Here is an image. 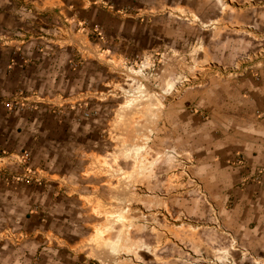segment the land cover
Segmentation results:
<instances>
[{"label": "rangeland", "instance_id": "374dc122", "mask_svg": "<svg viewBox=\"0 0 264 264\" xmlns=\"http://www.w3.org/2000/svg\"><path fill=\"white\" fill-rule=\"evenodd\" d=\"M234 2L193 0L204 13L165 6L147 17L93 0L54 6L53 44L75 78L45 106L53 127L70 132L51 152L73 150L75 161L41 168L62 170L73 189L51 200L84 205L81 250L93 264H166L210 227L216 211L194 196L202 187L195 134L217 93L264 77V36L253 26L243 35L231 16L247 6ZM43 209L31 214L42 219Z\"/></svg>", "mask_w": 264, "mask_h": 264}, {"label": "crops", "instance_id": "0c3cea01", "mask_svg": "<svg viewBox=\"0 0 264 264\" xmlns=\"http://www.w3.org/2000/svg\"><path fill=\"white\" fill-rule=\"evenodd\" d=\"M33 1L36 11L26 0H0V264H93L81 250L84 227L77 214L84 213V205L51 200L61 187L67 197L73 189L62 170L46 176L41 168L75 161L73 150L51 152L70 132L53 127L45 106L66 95L75 78L69 59L53 44L59 20L53 9L60 3L84 7L90 0ZM191 1L93 0L122 14L134 7L140 17L165 6L202 13ZM234 3L247 6L231 16L243 35L253 26L264 36V0ZM244 87L217 93L210 121L195 134L202 187L194 196L207 198L205 206L216 215L207 230L185 238L184 249L166 264H264V77ZM50 178L54 182L45 185ZM41 207L42 219L31 214Z\"/></svg>", "mask_w": 264, "mask_h": 264}, {"label": "bare ground", "instance_id": "6f19581e", "mask_svg": "<svg viewBox=\"0 0 264 264\" xmlns=\"http://www.w3.org/2000/svg\"><path fill=\"white\" fill-rule=\"evenodd\" d=\"M99 235V234H98Z\"/></svg>", "mask_w": 264, "mask_h": 264}]
</instances>
